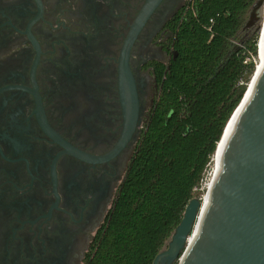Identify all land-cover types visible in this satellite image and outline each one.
<instances>
[{
	"label": "flooded vegetation",
	"instance_id": "flooded-vegetation-1",
	"mask_svg": "<svg viewBox=\"0 0 264 264\" xmlns=\"http://www.w3.org/2000/svg\"><path fill=\"white\" fill-rule=\"evenodd\" d=\"M194 0H0V264H88Z\"/></svg>",
	"mask_w": 264,
	"mask_h": 264
},
{
	"label": "trees",
	"instance_id": "trees-1",
	"mask_svg": "<svg viewBox=\"0 0 264 264\" xmlns=\"http://www.w3.org/2000/svg\"><path fill=\"white\" fill-rule=\"evenodd\" d=\"M257 0H194L174 28L177 56L88 264H152L212 164L217 143L256 68ZM261 28V27H260ZM196 189V190H195Z\"/></svg>",
	"mask_w": 264,
	"mask_h": 264
},
{
	"label": "water",
	"instance_id": "water-1",
	"mask_svg": "<svg viewBox=\"0 0 264 264\" xmlns=\"http://www.w3.org/2000/svg\"><path fill=\"white\" fill-rule=\"evenodd\" d=\"M263 6L264 0H257L249 23ZM256 74L225 139L207 205H201L203 196L188 202L167 248L152 264H264V63Z\"/></svg>",
	"mask_w": 264,
	"mask_h": 264
},
{
	"label": "bare ground",
	"instance_id": "bare-ground-1",
	"mask_svg": "<svg viewBox=\"0 0 264 264\" xmlns=\"http://www.w3.org/2000/svg\"><path fill=\"white\" fill-rule=\"evenodd\" d=\"M261 16L263 17L262 24H261V28L262 29H260V34L258 33L260 35L259 42H258V61L259 62L257 63V65H256L257 68L255 69V72H257V74L260 72V69L262 68L263 63H264V60L260 59L262 44H263V40H264V6L261 9ZM250 91H251V86L247 90V93L245 95H243L244 97H242L243 98V99H241L242 101H240V103L238 105V108L236 109V111H234V113L231 116L230 120L226 124L225 130H224V132L222 134L220 142L217 144L218 147H217V149L215 151L214 158H213V169H212V173L210 175V180H209V182H208V184L206 186V191L209 188V185H210V182H211V179H212V176H213L214 172L218 171L219 161H220V157H221V153H222V149H223V146H224L225 139H226V137H227V135L229 133V130H230L231 126L233 125L235 119L237 118L240 110L242 109V107H243V105H244V103H245ZM207 202H208V199H207V195H206V192H205L204 195H203V198L201 200V205L205 207L207 205ZM197 229H198V227L196 229L194 228L193 232L195 233ZM189 241H192V235L189 237L188 242Z\"/></svg>",
	"mask_w": 264,
	"mask_h": 264
},
{
	"label": "rangeland",
	"instance_id": "rangeland-1",
	"mask_svg": "<svg viewBox=\"0 0 264 264\" xmlns=\"http://www.w3.org/2000/svg\"><path fill=\"white\" fill-rule=\"evenodd\" d=\"M250 14H251V11L249 13V19H250ZM262 19L263 17L261 16V9L258 11V13L255 15V17L253 18V20H250V24H249V28L251 29V32L250 33H254L257 29H259V27H261V24H262ZM262 29V28H260ZM260 29H259V34H260ZM260 37V35H259ZM259 37H258V42H259ZM258 57L256 58V63H258ZM257 65V64H256ZM214 158V157H213ZM212 169H213V159H212V164H211V167L209 168V170L206 172L205 176H204V179H203V182L207 183L209 182L210 180V175L212 173ZM203 184V183H202ZM200 191H202V196L204 195V193L206 192V185L202 186V189H200ZM169 240H167L164 248L162 250H165L167 248V244H168ZM174 264H178L177 262L174 263Z\"/></svg>",
	"mask_w": 264,
	"mask_h": 264
},
{
	"label": "built area",
	"instance_id": "built-area-1",
	"mask_svg": "<svg viewBox=\"0 0 264 264\" xmlns=\"http://www.w3.org/2000/svg\"><path fill=\"white\" fill-rule=\"evenodd\" d=\"M203 179H204V178H203ZM202 183H203V184H202ZM203 185H204V186H205V185L207 186V183H205V182H203V180H201V187L199 188V190L202 189V186H203ZM195 190H196V189H195Z\"/></svg>",
	"mask_w": 264,
	"mask_h": 264
}]
</instances>
